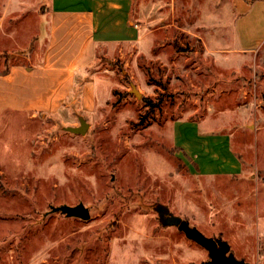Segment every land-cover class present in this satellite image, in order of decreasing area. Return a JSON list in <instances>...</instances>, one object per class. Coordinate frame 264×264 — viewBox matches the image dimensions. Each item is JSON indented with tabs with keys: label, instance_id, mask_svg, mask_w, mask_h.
Instances as JSON below:
<instances>
[{
	"label": "rangeland",
	"instance_id": "1",
	"mask_svg": "<svg viewBox=\"0 0 264 264\" xmlns=\"http://www.w3.org/2000/svg\"><path fill=\"white\" fill-rule=\"evenodd\" d=\"M133 1L135 16L148 6L158 18L152 27L166 26L122 58L97 53L98 104L81 115L85 133L64 129L79 124L69 112L30 115L0 104V264H207L206 248L160 222V204L226 240L236 258L264 264V135L242 118L264 103V45L241 78L203 51L192 34L200 30L187 31L195 28L193 0ZM44 7V0H0V72L26 60ZM244 94L247 109L238 110ZM203 113L230 130L253 124L230 131L251 162L244 177L191 174L176 153L173 120ZM80 201L88 219L50 211Z\"/></svg>",
	"mask_w": 264,
	"mask_h": 264
},
{
	"label": "crops",
	"instance_id": "2",
	"mask_svg": "<svg viewBox=\"0 0 264 264\" xmlns=\"http://www.w3.org/2000/svg\"><path fill=\"white\" fill-rule=\"evenodd\" d=\"M133 3V0H44L38 32L32 35L35 43L26 60L11 63L0 72L2 108L30 115L62 110L77 119L93 114L98 97L97 78L91 66L97 53H114L122 58L132 45L143 43L154 30L166 26L152 27L158 18L153 17L148 6L135 16ZM171 4L174 5V0ZM161 7L159 3L155 6L157 16ZM187 9L193 13L195 27L187 31H201L192 34L202 42L203 51L214 56L221 70L236 69L243 78V69L249 64L255 69L264 45V0H193ZM229 53L238 59L228 61L225 56ZM244 96L238 97L242 98L238 110L247 109ZM252 109V115L242 118L255 120L257 130L264 135V103ZM212 117L203 113L174 119L171 129L176 153L191 174L244 177L250 168L252 171L251 162L233 147L230 131H242L246 127L241 124L246 120L230 130L222 120L211 122Z\"/></svg>",
	"mask_w": 264,
	"mask_h": 264
},
{
	"label": "water",
	"instance_id": "3",
	"mask_svg": "<svg viewBox=\"0 0 264 264\" xmlns=\"http://www.w3.org/2000/svg\"><path fill=\"white\" fill-rule=\"evenodd\" d=\"M130 92L133 93L136 97H141V92L137 89L135 84L130 81ZM78 125H68L64 129L74 133H85L89 123L85 120L84 117H78ZM242 127L253 128V124L243 123ZM255 176L253 172L250 174V177ZM158 219L163 224L175 225L178 229L182 230L184 234L189 238L208 250L210 259L207 261V264H249L243 259H238L230 251V246L228 242L221 237H212L204 235L199 229L195 226L189 225V222L186 219L181 218L178 215L172 214L168 211V208L165 205H158L155 207ZM50 211H60L66 216H75L81 219H88L90 217L89 208L83 204V202H78L74 205L69 204H60V205H51ZM166 213V215H165Z\"/></svg>",
	"mask_w": 264,
	"mask_h": 264
},
{
	"label": "flooded vegetation",
	"instance_id": "4",
	"mask_svg": "<svg viewBox=\"0 0 264 264\" xmlns=\"http://www.w3.org/2000/svg\"><path fill=\"white\" fill-rule=\"evenodd\" d=\"M165 215H166V213H165Z\"/></svg>",
	"mask_w": 264,
	"mask_h": 264
}]
</instances>
